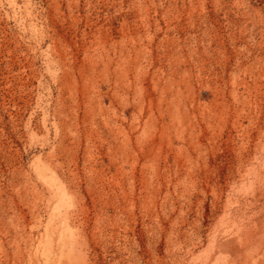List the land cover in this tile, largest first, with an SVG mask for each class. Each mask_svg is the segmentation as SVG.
Masks as SVG:
<instances>
[{"label":"rangeland","instance_id":"374dc122","mask_svg":"<svg viewBox=\"0 0 264 264\" xmlns=\"http://www.w3.org/2000/svg\"><path fill=\"white\" fill-rule=\"evenodd\" d=\"M0 264H264V0H0Z\"/></svg>","mask_w":264,"mask_h":264}]
</instances>
